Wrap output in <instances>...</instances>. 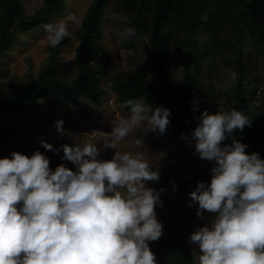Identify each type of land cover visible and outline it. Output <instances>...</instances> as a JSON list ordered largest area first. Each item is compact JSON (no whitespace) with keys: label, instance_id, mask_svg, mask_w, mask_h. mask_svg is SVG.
Listing matches in <instances>:
<instances>
[{"label":"clouds","instance_id":"1","mask_svg":"<svg viewBox=\"0 0 264 264\" xmlns=\"http://www.w3.org/2000/svg\"><path fill=\"white\" fill-rule=\"evenodd\" d=\"M69 23H79L75 13L43 25L52 47L71 37ZM193 105L198 111V101ZM124 107L127 118L103 138L105 148L116 150L110 160L91 142L61 146L62 160L74 169L61 163L53 170L39 149L0 158V264H157L149 245L163 236L155 209L167 190L148 187L159 182V171L142 154L121 153L117 142L134 129L166 133L171 111L150 109L141 99ZM198 120L190 137L181 138L214 166L210 184L198 182L188 193V206L198 204L196 214L205 221L189 243L198 245L199 264H264V158L248 154L249 146L234 135L252 118L236 108L205 109ZM63 125L59 120L54 127L70 135ZM40 143L46 151L61 150Z\"/></svg>","mask_w":264,"mask_h":264},{"label":"trees","instance_id":"2","mask_svg":"<svg viewBox=\"0 0 264 264\" xmlns=\"http://www.w3.org/2000/svg\"><path fill=\"white\" fill-rule=\"evenodd\" d=\"M111 3L117 13L133 16V25L142 31L139 43L143 53L136 67L120 70L111 80L110 91L117 103L127 111L124 102L129 99L144 100L150 109H170L167 128L171 136L180 139L182 133L190 137L205 109L209 113L232 108L246 111L252 124L237 130L235 138L249 146L248 154L257 152L264 158V97L257 83L248 79L247 65V56L253 52L264 57V0H91L74 32L78 39L75 62H61L62 48L70 41L66 38L48 48L47 60L36 73L30 71L21 78L8 75L2 56L19 33L34 31L64 12L67 0H45L32 15L26 13L22 0H0V115H25L42 99L76 108L81 107L83 98L102 105L108 92L103 81L112 70V56L103 43L105 15ZM200 33L213 34V38L198 45ZM229 51L230 55H223ZM217 61L234 76L231 87L222 92L224 77ZM73 69L75 76L66 77ZM204 93L211 96L209 109L203 105L194 111V98ZM29 143L23 140L24 145ZM201 181L210 184L211 172L164 174L160 178L167 189L185 194ZM153 243L168 264H198L178 235Z\"/></svg>","mask_w":264,"mask_h":264},{"label":"rangeland","instance_id":"3","mask_svg":"<svg viewBox=\"0 0 264 264\" xmlns=\"http://www.w3.org/2000/svg\"><path fill=\"white\" fill-rule=\"evenodd\" d=\"M22 2L26 13L32 15L43 6L45 0H22ZM90 3L91 0H67L66 10L45 23L55 22L71 13H75L79 19L77 24H68L71 37L62 48L61 62H75L78 39L74 36V32L80 27ZM135 21L133 16L117 13L113 3L106 12L103 43L112 56V70L110 76L103 81V87L108 92L103 98L102 105L95 106L89 99L83 98L81 107L76 108L58 100L42 99L25 115H0V139H3L0 143V158L10 157L13 151L31 156L39 149L50 159V167L53 170L61 163H66L69 168L74 169L71 162L62 160L64 153L61 146L64 144L75 146L77 143L89 142L96 143L102 159L110 160L113 157L116 150L105 148L103 138L106 133L112 131L114 125L127 118L129 111L124 110L117 103L115 94L110 91V85L113 76L120 70L136 67L137 59L143 53L139 43L142 31L133 25ZM43 25L34 31L19 33L18 39L2 56V64L9 76L21 78L30 71L36 73L47 60L48 48L51 45L47 41ZM129 28L132 29L130 35L125 31ZM212 38L213 34L200 33L197 37L198 45ZM226 54L230 55V51L223 55ZM220 57L218 55L217 59ZM216 65L220 67L221 76L224 77L223 88L219 89L222 92L223 89L231 87L234 76L230 69L222 67L220 61H217ZM247 65L248 79L257 83L258 89L262 90L261 97H264V57L258 52H253L247 56ZM75 74L73 69L66 77L73 78ZM210 100L211 96L206 93L203 97L194 98V101H198L199 107L207 106L204 108L210 107ZM59 120L64 121L63 128L70 135L61 136L58 133L54 125ZM137 139L142 142L137 144ZM23 140H29L30 143L24 145ZM41 140L52 144L53 149H61L59 154L55 151H46L40 143ZM117 148L121 153L142 154L152 166V170L159 171L160 177L164 174L181 176L192 171L211 172L214 166V162L201 159L195 152L194 146H190L189 141L171 136L168 128L162 135L152 132L145 135L142 130L134 129L128 137L117 142ZM148 187L167 190L160 197L163 206L158 205L155 209L158 220L164 225L162 237L170 238L178 235L191 251L196 253L195 261L199 264L198 245L189 243L191 233L205 223L196 214L198 204L189 207L188 194L167 189L160 180L149 181ZM208 216L209 214L205 212V217ZM149 246L156 256L157 264H168L156 252L153 242H150Z\"/></svg>","mask_w":264,"mask_h":264}]
</instances>
